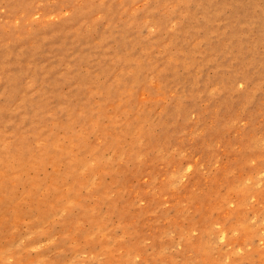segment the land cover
<instances>
[{"label":"rangeland","instance_id":"obj_1","mask_svg":"<svg viewBox=\"0 0 264 264\" xmlns=\"http://www.w3.org/2000/svg\"><path fill=\"white\" fill-rule=\"evenodd\" d=\"M0 264H264V0H0Z\"/></svg>","mask_w":264,"mask_h":264},{"label":"bare ground","instance_id":"obj_2","mask_svg":"<svg viewBox=\"0 0 264 264\" xmlns=\"http://www.w3.org/2000/svg\"><path fill=\"white\" fill-rule=\"evenodd\" d=\"M203 44V43H202Z\"/></svg>","mask_w":264,"mask_h":264}]
</instances>
